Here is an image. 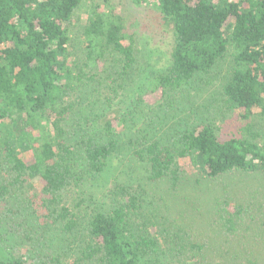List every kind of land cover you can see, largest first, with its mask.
Masks as SVG:
<instances>
[{"label": "trees", "instance_id": "trees-1", "mask_svg": "<svg viewBox=\"0 0 264 264\" xmlns=\"http://www.w3.org/2000/svg\"><path fill=\"white\" fill-rule=\"evenodd\" d=\"M128 2L154 7L174 40L164 69L118 114L138 65L122 14L94 0H0V264H158L166 254L175 264H257L264 189L244 202L226 200L208 220L197 202L180 199L187 211L165 233V249L141 221L143 184L116 185L108 207L85 197V186L125 155L145 185L172 192L189 167L199 182L234 172L264 176V140L253 124L264 119V0ZM82 7L77 53L73 18ZM229 56L221 92L243 122L237 132L186 124L164 137H124L150 107L146 96L164 100L202 82Z\"/></svg>", "mask_w": 264, "mask_h": 264}, {"label": "rangeland", "instance_id": "rangeland-1", "mask_svg": "<svg viewBox=\"0 0 264 264\" xmlns=\"http://www.w3.org/2000/svg\"><path fill=\"white\" fill-rule=\"evenodd\" d=\"M100 4L105 2L124 16L129 31L136 38L138 65L135 71L134 83L126 92L123 106L116 110L128 107L138 93L145 86L150 74L163 70L170 58L173 45V30L165 22L163 16L152 6L138 7L128 0H94ZM87 23V11L82 7L73 18L72 35L77 53H80L81 34ZM80 56V54H79ZM232 60L230 56L214 72L211 77H204L202 82L196 81L187 89L162 100L161 94L146 96L150 107L142 108V114L137 120H131L124 131V137L147 139L157 136L164 137L171 128H183L182 125L200 126L204 124L217 125L222 136L237 132L241 122L235 112L228 111L222 100L223 77L228 72ZM134 97V98H132ZM256 131L264 140V119L258 117L253 121ZM136 163L128 155L115 159L106 173L96 183L85 186L86 198H93L100 206L113 203L112 191L116 185L133 186L144 185L146 191L142 223L147 224L149 234L156 238L163 246L165 233L175 231L179 222L186 213L180 199L191 198L198 203L204 220H208L228 200L233 205L235 201L244 202L249 195L257 190L264 189V176L234 172L224 176L218 182H208L199 177L192 168L181 187L172 192L166 184L145 185L144 173L140 167L134 169ZM188 166V165H186ZM201 178V177H200ZM143 182V183H142ZM50 250H55L49 242ZM64 246L62 244H57ZM67 251L68 248H65ZM72 253V252H71ZM166 254L159 258L162 264H175V259ZM31 260L29 259V264ZM257 264H264V248L258 253Z\"/></svg>", "mask_w": 264, "mask_h": 264}, {"label": "built area", "instance_id": "built-area-1", "mask_svg": "<svg viewBox=\"0 0 264 264\" xmlns=\"http://www.w3.org/2000/svg\"><path fill=\"white\" fill-rule=\"evenodd\" d=\"M232 1H234V0H232Z\"/></svg>", "mask_w": 264, "mask_h": 264}]
</instances>
